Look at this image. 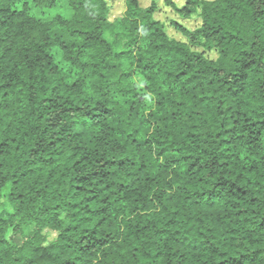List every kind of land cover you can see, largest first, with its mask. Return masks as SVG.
Masks as SVG:
<instances>
[{
    "label": "trees",
    "instance_id": "16d2710c",
    "mask_svg": "<svg viewBox=\"0 0 264 264\" xmlns=\"http://www.w3.org/2000/svg\"><path fill=\"white\" fill-rule=\"evenodd\" d=\"M62 1L0 0V264H264V0Z\"/></svg>",
    "mask_w": 264,
    "mask_h": 264
},
{
    "label": "rangeland",
    "instance_id": "374dc122",
    "mask_svg": "<svg viewBox=\"0 0 264 264\" xmlns=\"http://www.w3.org/2000/svg\"><path fill=\"white\" fill-rule=\"evenodd\" d=\"M166 0H157L159 10L155 15V18L166 24L167 32L170 37L176 40H183L182 36L176 33L172 28L168 26L169 20H175L179 24L185 26L188 29H192L199 24V21L196 17L191 19H184L181 20L178 16L175 15L173 11L167 6ZM178 8H181L185 0H171ZM110 12H109V19L113 21L116 18H119L123 11H124V1L123 0H107ZM139 3L142 7H147L150 4V0H139ZM24 5L28 7L29 13L33 15L38 21L44 22L56 15H60L64 18H68L70 16V11L67 4L62 1L58 0L57 7L54 10H43L40 11L36 9L33 5V0H14V7L16 9L22 8ZM210 58H214L213 54L208 55ZM48 233V232H47ZM50 234V233H48ZM53 234H50V237H53ZM14 241L20 243L21 239L19 236L14 237Z\"/></svg>",
    "mask_w": 264,
    "mask_h": 264
}]
</instances>
